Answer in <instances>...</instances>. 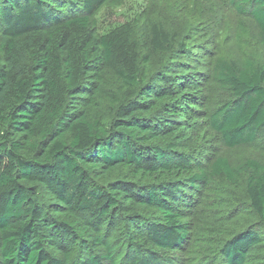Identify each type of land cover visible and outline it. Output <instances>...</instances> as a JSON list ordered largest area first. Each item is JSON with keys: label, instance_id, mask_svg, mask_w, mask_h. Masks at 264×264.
Listing matches in <instances>:
<instances>
[{"label": "trees", "instance_id": "1", "mask_svg": "<svg viewBox=\"0 0 264 264\" xmlns=\"http://www.w3.org/2000/svg\"><path fill=\"white\" fill-rule=\"evenodd\" d=\"M111 1L0 0V264H264V154L209 146L264 151V59L240 44L264 46V0L103 31ZM228 14L248 26L228 34ZM208 38L238 51L212 64L228 99L211 114L191 55Z\"/></svg>", "mask_w": 264, "mask_h": 264}, {"label": "rangeland", "instance_id": "2", "mask_svg": "<svg viewBox=\"0 0 264 264\" xmlns=\"http://www.w3.org/2000/svg\"><path fill=\"white\" fill-rule=\"evenodd\" d=\"M211 1L215 2L216 0ZM220 1L222 2L220 8L221 12L225 14L224 11H226L227 6L222 0ZM193 2L194 0H112L102 9L101 14L99 15V22L101 24V26L99 27H102L104 28V30H106L111 25L113 27L114 25H116V23L118 24L119 22L130 20L138 23L137 28H139V26L145 20L153 17V20L161 22L165 26V28L186 29L190 26V18L189 14L186 11V5L192 4ZM195 2L198 3L200 1L195 0ZM147 11H149L151 14L146 15L142 18L137 17ZM154 14H156V16ZM231 16L232 17L230 18L225 17L224 21L220 20V26H225L227 28L226 30L228 34L233 35L234 33H236V30H240L242 27L248 26L240 24V20L236 16ZM201 30H203L205 34L213 33L214 31L212 28H210V26L201 28ZM195 33L196 29L193 30V34ZM208 40L209 38L207 39V41H205V43H198V46L202 48V50H198L191 55L193 59L197 60L196 64L193 65V70H199L203 75H205L204 84L207 105L204 104L203 107H206V109H203L207 114H211L217 109V107L222 105L228 99V95L222 88L218 86L216 80L214 79L212 64H214L216 57L219 54L229 51L234 54L237 53L238 56V51L233 50V46L235 45L229 38L223 40V45L226 49L231 50H224L222 46L212 47V45H208V47L204 49L209 42ZM240 44L245 49L244 53H249L254 56H256L257 53L258 60L260 58L264 59L263 42L253 32L247 34ZM183 62L187 61L185 60ZM201 130H204V127H201ZM209 146H211L210 148L213 151H221L220 153L227 154V156L233 163L245 161L246 159H248L249 157H253L254 155L264 154L263 148L259 146H256L254 148L242 147L239 149L229 150L225 148L224 145H222L218 137H212ZM203 223L205 222H201L202 227L204 225ZM197 227L198 225L196 222V228ZM179 262L180 264H210L209 262L203 263L204 260L198 257L195 253L182 255V257H179Z\"/></svg>", "mask_w": 264, "mask_h": 264}]
</instances>
